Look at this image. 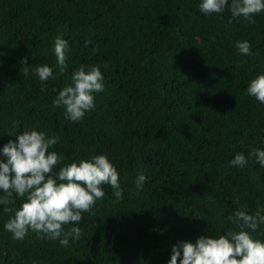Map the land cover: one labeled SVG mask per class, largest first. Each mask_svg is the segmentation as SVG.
Returning a JSON list of instances; mask_svg holds the SVG:
<instances>
[{
    "label": "trees",
    "instance_id": "1",
    "mask_svg": "<svg viewBox=\"0 0 264 264\" xmlns=\"http://www.w3.org/2000/svg\"><path fill=\"white\" fill-rule=\"evenodd\" d=\"M198 3L0 0V146L21 130H43L59 138L50 150L65 163L106 154L123 189L117 200L103 186L67 247L32 231L13 239L3 229L13 213L0 211V264H167L179 240L222 234L235 227L234 210L264 208V168L251 157L229 165L264 139V104L245 91L264 72V12L252 24L230 22L227 5L205 16ZM57 35L69 43L63 70ZM241 40L251 55L238 52ZM43 64L55 78L33 75ZM81 65H100L105 87L72 122L53 100ZM138 173L146 176L139 190ZM13 200L9 207L19 205ZM254 235L264 240L260 228Z\"/></svg>",
    "mask_w": 264,
    "mask_h": 264
},
{
    "label": "clouds",
    "instance_id": "2",
    "mask_svg": "<svg viewBox=\"0 0 264 264\" xmlns=\"http://www.w3.org/2000/svg\"><path fill=\"white\" fill-rule=\"evenodd\" d=\"M226 5L231 13L230 22L231 18L242 17L252 24L254 16L264 12V0H199L198 10L207 16L222 13ZM68 47L67 39L55 37L52 51L61 70ZM235 47L240 54L251 55L249 41H237ZM21 62H25L23 57ZM32 71L41 82L55 78L48 64L37 65ZM70 80L58 90L53 104L63 106L65 119L77 122L95 108L94 94L104 90V76L100 65H81L71 73ZM245 91L264 104V72L250 79ZM58 139L43 130L28 128L16 134L14 141L9 139L0 146V211L13 213L3 229L15 240H23L32 231L67 247L70 239L80 238L82 213H91L96 201L105 196L104 185L110 186L117 200L123 198L119 172L106 154L65 163L64 156L50 150ZM260 143L262 146L252 147L247 157L236 152L229 165L242 168L251 157L264 168V139ZM58 164L59 169L53 171ZM145 181L146 176L138 173L135 180L138 190ZM13 193L19 205L9 207L15 204ZM230 220L235 227L222 234L200 235L194 240L174 243L167 264H177L178 258L179 264H264V240L254 235L258 228L264 232V208L258 206L254 213L243 207L236 209ZM69 223L71 228L65 230L62 226Z\"/></svg>",
    "mask_w": 264,
    "mask_h": 264
}]
</instances>
